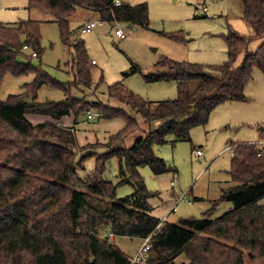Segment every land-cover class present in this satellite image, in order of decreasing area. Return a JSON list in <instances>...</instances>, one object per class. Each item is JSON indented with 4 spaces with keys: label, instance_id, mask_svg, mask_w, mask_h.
Returning a JSON list of instances; mask_svg holds the SVG:
<instances>
[{
    "label": "trees",
    "instance_id": "trees-1",
    "mask_svg": "<svg viewBox=\"0 0 264 264\" xmlns=\"http://www.w3.org/2000/svg\"><path fill=\"white\" fill-rule=\"evenodd\" d=\"M114 0H29L30 10L38 9L53 18L61 42L73 50L75 80L61 83L35 67L41 57V22L0 23V88L5 74L35 75L25 92L0 99V264H130L129 257L113 244L107 228L118 237L145 239L158 226L151 240L148 264H177L183 257L189 264H247L264 259V154L261 142L231 144L233 185L222 190L215 201L229 203L230 210L211 219L213 208L203 219L164 222L152 213L149 190L140 169L150 166L156 176L175 171L155 154V146L191 142L194 128L206 126L211 114L228 102H247L245 95L254 71L264 73V44L249 53L255 39L264 38V0H241L242 19L251 36L230 30L224 39L228 60L222 65L163 59V68L146 73L148 83L177 82L178 98L161 101L153 109L121 82L109 86L108 93L150 123L161 125L146 133L131 148L117 146L139 129L138 120L124 109L72 96L73 87L93 86L92 61L86 42L71 27V18L80 7L100 13L101 20L150 28L147 3L113 6ZM171 39L185 42L180 35ZM29 47L36 56H26ZM242 55L245 58L237 66ZM20 57L26 61L19 60ZM132 72L142 73L138 67ZM104 78L102 77L101 82ZM64 92L61 102H38L42 87ZM1 92V91H0ZM37 101V102H36ZM100 113V118H122L125 127L109 138V150L96 162V170L85 179L78 175L77 136L60 122L69 116L78 124L84 114ZM44 116L50 121L34 125L27 116ZM74 128V127H73ZM118 160V183L104 176L107 164ZM121 185L133 188L131 195L116 197ZM183 263V261H182Z\"/></svg>",
    "mask_w": 264,
    "mask_h": 264
},
{
    "label": "rangeland",
    "instance_id": "rangeland-1",
    "mask_svg": "<svg viewBox=\"0 0 264 264\" xmlns=\"http://www.w3.org/2000/svg\"><path fill=\"white\" fill-rule=\"evenodd\" d=\"M122 1L130 5L147 3L150 10V28L132 27L125 23L110 24L101 20L98 11L86 7L78 8L71 18V27L86 42L93 73V86L73 87L72 96L91 103L101 102L113 108L124 109L139 122V129L123 143L115 144L112 147L114 149L117 146L131 148L137 140L146 137V133L157 129L161 123H150L119 100L110 98L109 86L121 82L143 100L149 101L155 109L161 101H174L178 98L177 82L148 83L143 78L146 73L162 69L163 59L222 65L228 60L224 35L230 30L244 36L252 35L251 29L242 19L241 0L209 1L208 14L203 11L202 0ZM28 5L29 0H0V23L16 25L21 21H40L43 53L41 57L32 59L33 66L41 67L45 73L61 83L73 82L76 76L73 50L61 42L59 28L53 18L38 9L30 10ZM91 22L97 28L92 33H82V26ZM116 25L126 32V39L120 40L116 37ZM172 35H180L186 41L173 40L170 38ZM263 44L264 38L253 40L249 53L258 51ZM31 53L27 51L25 55L31 56ZM244 58L245 55L240 57L237 66L242 64ZM19 60L26 61L23 57ZM93 61H96V65ZM134 67H138L142 73L132 72ZM34 79L35 75L31 74L17 77L10 72L6 73L0 88V99L5 102L10 96L21 95L25 92L24 85L32 83ZM245 95L247 102H228L213 111L206 126L192 130L191 142H170L154 147L156 156L175 169L160 176H156L150 166L140 169L147 187L155 194L150 204L156 218L174 224H179L181 219H203L204 214L213 208L214 202L222 197V190L233 185L229 174L232 151H225L226 146L258 143L260 130L264 131V73L260 69L254 71ZM64 100L66 95L61 90L46 86L39 89L38 102ZM28 117L34 125L50 120L39 115ZM68 118L65 119L68 120L66 123H72L69 128L77 136L78 147L74 152L77 155L78 175L85 179L96 170L100 155L109 150L102 145L107 144L111 136L122 130L126 121L122 118L107 120L99 117L92 122L84 114L76 124L73 117ZM263 143L260 146L264 152ZM197 149L203 151L202 158L194 153ZM106 166L105 178L117 185L120 168L118 160H112ZM174 178L179 180L177 191L172 187ZM132 192L131 186L121 185L117 189L116 197L125 198ZM180 194H186L187 201L191 204L178 203ZM260 203L264 205V199ZM230 206L229 203H218L210 218L224 216ZM107 233H110L109 228L104 230L102 236ZM113 244L128 257H133L142 243L137 238L118 237ZM177 264H189V261L182 256ZM247 264H264V259L249 261Z\"/></svg>",
    "mask_w": 264,
    "mask_h": 264
},
{
    "label": "built area",
    "instance_id": "built-area-1",
    "mask_svg": "<svg viewBox=\"0 0 264 264\" xmlns=\"http://www.w3.org/2000/svg\"><path fill=\"white\" fill-rule=\"evenodd\" d=\"M209 1H214V0H202V8L205 14L209 13V9L207 8V3ZM123 2L121 0H114L113 1V6L114 7H121L123 6ZM96 24L94 22H91L88 25H84L82 26V33L84 34H88V33H92L95 29H96ZM115 35L117 38H119L120 40H124L127 37L126 32L120 28V26L116 25L115 26ZM26 51H31L32 55L35 57L36 56V52H34L33 50H31L29 47L25 48ZM94 65H96V61L93 62ZM101 116L100 113H94V112H90L87 115V118L89 121H95L96 119H99V117ZM232 151V148H231ZM195 154L198 155L199 158H202L204 153L202 150L197 149L196 151H194ZM234 154L232 153V156ZM174 181L172 182V187L174 188V190L177 191V187L179 184V180L177 178L173 179ZM179 202H188L187 201V195L186 194H180L179 196ZM189 204H191V202H188ZM174 211H176V208L174 209ZM161 225L158 226V229L151 234L148 238H145L142 240V246L139 248V250L137 251V253L134 255V257L129 258V262L130 264H148V255L152 246L151 240L154 236L157 235V233L161 230ZM109 235V239L113 240L115 237L112 233H107Z\"/></svg>",
    "mask_w": 264,
    "mask_h": 264
},
{
    "label": "crops",
    "instance_id": "crops-1",
    "mask_svg": "<svg viewBox=\"0 0 264 264\" xmlns=\"http://www.w3.org/2000/svg\"><path fill=\"white\" fill-rule=\"evenodd\" d=\"M121 1H122V0H121ZM122 2H123V1H122ZM125 3H126V2H123V4H125ZM93 62H94V61H93ZM27 117H28V116H27ZM28 119H29V117H28ZM65 119H67V118H64L63 120H61L60 123H61L63 126H65V127H69V126H71L72 123H66V121L69 120V121L71 122V120H70L69 118H68V120H65ZM29 120H30V119H29ZM48 121H50V120H48ZM46 122H47V121H46ZM43 123H44V122H43ZM73 125H74V123H73ZM262 143H263V142H262ZM263 144H264V143H263ZM231 148H232L231 145H230V146L228 145V146H226L225 151H226V150H231ZM225 151H224V152H225ZM263 154H264V152H263ZM164 221H165V219H164ZM138 240H140L141 243H142V240H141V239H138ZM113 241H115V239H113ZM142 244H143V243H142ZM142 244H141V246H142ZM141 246H140V247H141ZM140 247H139V248H140ZM138 250H139V249H138ZM138 250H137V251H138ZM137 251H136V253H137ZM136 253H135V254H136ZM135 254H134V255H135ZM133 257H134V256H133ZM129 258H131V257H129ZM176 263H177V261H176Z\"/></svg>",
    "mask_w": 264,
    "mask_h": 264
},
{
    "label": "water",
    "instance_id": "water-1",
    "mask_svg": "<svg viewBox=\"0 0 264 264\" xmlns=\"http://www.w3.org/2000/svg\"><path fill=\"white\" fill-rule=\"evenodd\" d=\"M192 218H189V220H191Z\"/></svg>",
    "mask_w": 264,
    "mask_h": 264
}]
</instances>
